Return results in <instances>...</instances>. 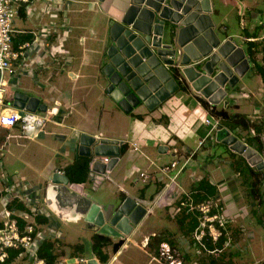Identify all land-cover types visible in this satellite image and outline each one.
Segmentation results:
<instances>
[{
	"label": "crops",
	"instance_id": "1",
	"mask_svg": "<svg viewBox=\"0 0 264 264\" xmlns=\"http://www.w3.org/2000/svg\"><path fill=\"white\" fill-rule=\"evenodd\" d=\"M211 3L210 14L215 30L220 32L222 39L231 37L237 45L243 47L235 40L236 37H239L240 40L246 37L255 38L253 51L255 48H259L258 53L262 55L261 61H256V63L264 64V0H218L217 5L211 0ZM95 10L97 16L89 13V11ZM241 12L244 15H241ZM118 13H120V9L116 6L115 0H35L31 4H22L19 7L17 15L19 23L14 24L16 27L14 28L13 43L17 42L18 45L30 42V46L25 49V56L15 64L18 66V75L8 77V89L21 92L30 98H38L43 105L53 106L58 103L60 108V113L51 120L53 127L49 132H45L43 127L38 136L34 138L24 136L19 125L0 126V174L7 175L13 183H19L18 187L21 192L27 193L34 206L39 207L41 211L36 216V236L33 249L40 255L47 242L53 243L52 249L58 255L56 264H77L76 261L79 259L87 260L81 264H162L157 259L159 243L164 239L171 238L190 264L195 262L201 264L199 257H203L204 253L200 254L201 247L193 236L194 222L197 221V218L191 213H186V209H180L179 200L175 202L174 200L176 198L185 199L184 191L192 192L194 199L196 193L206 194L200 185L203 180L208 181L211 186L216 188V193L209 197L220 198V206L223 212L229 216L231 226L237 230L245 228L246 232L243 231V235L249 239V243L255 241L257 238L254 232L255 226L259 224L264 228V216L259 215L258 210L253 207L252 213L259 215L256 218V223L244 228L242 224L239 229L237 218L239 212L244 211L243 208H246V205L255 203L241 205L237 197L236 186L231 182V179H235L236 183L239 181L238 175L241 174L236 171L237 166H233V161L237 159L236 156L242 154L231 148L229 162L223 163L222 166H215L211 162H207V157L203 158L208 151L206 146L203 154L198 156V159L190 163L179 175L176 185H168V176L159 171L161 166L176 157L183 159L190 150L195 148L198 139L202 137L198 136L201 124L206 123L210 114L198 99V96L202 97L200 93L191 86L189 91L180 88L156 107L150 108L145 103H140L132 108L128 106L124 110L118 103L116 104L115 98L108 92L110 81L104 71V66L109 62L108 51L113 43L110 27L117 20ZM22 22L26 25L25 27L20 25ZM106 23L108 24L110 44L104 40L106 32L104 30H107ZM239 27L241 28L239 29ZM246 32L252 36H248ZM27 37L31 38L23 41ZM244 43L250 45L247 40ZM244 50L249 59L248 50L245 48ZM60 61L65 68L62 75H60ZM249 62L250 66L245 74L251 81L250 85L244 82L240 89L241 78L236 83L237 85L235 84V88L231 87L230 89L229 87V90L227 84V95L214 105L217 109H225L229 113H244L253 122L262 124L261 139L262 146H264V104L262 100L264 80L260 71L254 69V63L250 60ZM24 73L32 77L40 76L41 80L49 82H52V79L57 80L56 83L60 86L55 87V90L50 94L40 88V94L32 96L34 94L30 95V92L23 91L21 88V79ZM255 75L258 76V79L254 77ZM38 81L41 84L40 80ZM255 84H262V86L255 90L253 89L256 87ZM251 86L253 88L248 90L247 88ZM239 94H241V98L249 100H245L247 102L244 103L245 101L239 99ZM4 96L6 107L11 106L9 107L11 109L15 107L10 96L7 94ZM202 98L206 100L205 97ZM113 104L116 105V109ZM100 105L101 108H99ZM241 105L250 107L251 112L242 110ZM96 112H100L98 119L95 116ZM105 119L108 120V123ZM120 119L125 123V126L123 123L121 130L113 131L111 128ZM95 122L98 123V127L94 124ZM81 132L122 141L125 143L126 149L110 171L108 178L90 168L88 178L91 181L89 183L92 185V192L85 190L86 181L78 182L85 183L82 190L68 186L69 189L81 195H89L103 207L107 206V203L102 200L104 195L97 193L106 184H108V188L111 185L117 187V195L121 201L128 196L144 202H152L160 197V205L153 207L152 212L146 215L139 225H136L133 233L125 237L120 236V240H124V244L118 250H114L113 244L99 250L93 249V235L106 233L86 221L84 217L75 216L68 207L69 215L67 217L57 215L54 207L64 204V200L60 193H54L56 189L53 190V193L47 189L50 177L54 173L60 171L66 175L65 169L74 162L73 159L68 160L70 155L75 154L74 157L77 158L82 155L79 154V143L76 142V136ZM211 132L214 133V136ZM248 134L249 137L254 136L251 131ZM208 136L216 138V132L211 128ZM236 136L238 137V135ZM242 141L245 142L244 137ZM245 143L264 157L263 147L258 150L256 144ZM122 146L123 144L121 150ZM152 147L156 150H152ZM46 153L61 156L64 161L55 168L51 161L54 156L49 154L51 168L42 176L37 167L39 165L37 158ZM244 158L247 160L246 157ZM121 164L124 165V169L121 168ZM142 172L151 173L153 176L145 182L141 177ZM33 173L39 174L35 184L29 182V179L35 177ZM69 182L71 181L69 180ZM223 187L228 189V198H230L229 206L226 208L222 207ZM242 193H239L241 197ZM262 194L264 200V193L262 192ZM48 198L50 204L47 203ZM256 200L260 201V198L258 197ZM263 200L262 203L260 202L259 210L263 208ZM22 204L24 208L20 209L30 214L33 204L26 205L24 201L20 203V205ZM1 213L2 203L0 201ZM40 215L45 216L47 222L37 223ZM248 217L246 216L247 219ZM80 219L85 220V228L91 232L90 247L81 242L68 240L63 231L59 230L62 221L67 224L68 221L78 222ZM2 220L0 218V226H2ZM249 221L252 222V219ZM106 235L110 236L113 243L120 241L119 238L114 237L117 235ZM131 243H134L132 253H129L128 260L124 261L121 259V255L131 247ZM60 245H62V251L58 253ZM15 251L10 250L9 257ZM103 255H107L106 261L103 260ZM13 256L7 264H27L29 260L28 253H21V255L18 253Z\"/></svg>",
	"mask_w": 264,
	"mask_h": 264
},
{
	"label": "water",
	"instance_id": "2",
	"mask_svg": "<svg viewBox=\"0 0 264 264\" xmlns=\"http://www.w3.org/2000/svg\"><path fill=\"white\" fill-rule=\"evenodd\" d=\"M115 4L120 13L110 27L113 43L104 71L110 81L108 92L125 109L140 103L158 106L181 88L177 74L184 84L217 104L227 95L226 85L234 86L249 69L244 48L231 37L220 38L215 30L211 0H115ZM168 20L173 25L165 39ZM16 97L23 99L22 104L14 102L21 108L34 110L40 103L21 92ZM78 136L80 154L92 159L110 157L108 163L96 160L94 171L104 174L113 169L122 154L119 140L98 139L84 132ZM216 138L246 157L250 165L264 168L262 155L227 127L218 129ZM68 184L69 178L57 171L47 186L50 192L56 189L54 193L62 195L64 204L54 207L60 217L69 215L68 207L103 233L125 237L146 215L147 205L133 197H126L117 208L114 204L103 207L89 195L69 189Z\"/></svg>",
	"mask_w": 264,
	"mask_h": 264
},
{
	"label": "built area",
	"instance_id": "3",
	"mask_svg": "<svg viewBox=\"0 0 264 264\" xmlns=\"http://www.w3.org/2000/svg\"><path fill=\"white\" fill-rule=\"evenodd\" d=\"M34 1L0 0V126L14 127L15 125H19L22 134L29 138L37 137L45 124L53 120L60 113L58 103L53 106L39 103L34 110L15 105L12 109L9 108L11 106L6 107L7 104L4 96L6 94L10 96V100L17 101L19 104L23 103L21 97H16L19 92L8 89V77L18 75V66L15 64L25 56V49L30 46V42L19 43L17 47L14 46L13 37L15 29L13 19L19 14V7L22 4L27 5ZM240 14L244 15L243 12ZM245 39L249 42H254L255 40L252 37H246ZM179 79L183 81L181 76H179ZM200 95L202 96L201 93ZM206 100L211 105V108H213L214 103L210 102L207 98ZM206 123L212 124V130L214 132L225 127L221 125V118L214 115H210V118L206 119ZM250 131L253 135L256 134L255 128H251ZM96 137L98 139L103 138L101 135H96ZM206 140V138L198 139L195 148L190 150L183 159L176 157L159 168L161 174L168 176V185H176L177 178L185 168L190 163L195 162L198 156L203 154L206 149ZM120 143L123 144L122 141ZM262 158L264 162V157ZM99 159L103 163L110 161V157L108 156L101 158L96 156L90 164L92 169L95 161ZM110 171L109 169L105 171L103 174L105 178L109 177ZM152 176L153 174L151 173H141L142 180L145 182L151 179ZM18 185L19 183H13L7 175L0 174V201L2 203L3 216L2 226H0V262H4L9 257L10 250H17L20 251V255L21 253L29 254L27 264H50L33 249L36 236V216L41 211L39 207L34 206L27 193L21 192ZM68 185L70 188H78L79 190L85 187V183H69ZM184 193L185 199L176 198L174 202L179 200L180 209H186V213H191L196 216L198 224L193 232L194 239L199 243L201 249L209 254L223 251L225 247L230 245L231 237L228 227L231 220L223 212L220 206V200L215 197L195 201L192 192L184 191ZM25 197L26 199H24ZM23 201L26 205L33 204V210L30 214L19 208L20 203H23ZM138 203H145L147 205L146 215H148L152 212L154 206L160 205V197H157L152 202L138 201ZM222 237H225V240L222 247H219L217 244ZM207 241H210L214 245V248L208 247ZM157 259L162 264L189 263L171 239H164L160 242ZM86 261V259H79L76 263L81 264V262ZM192 264L198 263L195 262Z\"/></svg>",
	"mask_w": 264,
	"mask_h": 264
},
{
	"label": "rangeland",
	"instance_id": "4",
	"mask_svg": "<svg viewBox=\"0 0 264 264\" xmlns=\"http://www.w3.org/2000/svg\"><path fill=\"white\" fill-rule=\"evenodd\" d=\"M213 2L215 3V5H217L216 2H218V0H213ZM89 13L94 15V16H97L96 15V10L95 11H89ZM102 21H104V20H102ZM252 21L255 22L256 20H252ZM18 23H19L18 17L15 16L14 19H13V26H14V24H18ZM20 25L23 26V27L26 26L25 24H23V22L20 23ZM172 25L173 24L171 23L170 20L166 21L165 36H164L165 39H168L169 34L171 33V30H172ZM106 26H107V30H104V31H106L104 33V40H105V42L107 44L108 43L110 44L111 42L108 39V24L107 23H106ZM240 28L241 27H239V29ZM105 29H106V27H105ZM216 31H217L219 37L222 38V35L218 32V30H216ZM235 40H237V42L239 44H241L247 50L248 44L244 43V41H246V39H243L244 40L243 41V40H240L239 37H236ZM258 50H260V49L259 48H255L254 49V51H255V61H259L260 62L262 55H260V53H258ZM62 64H63L62 61H60L59 62V65L61 66L60 75H62L63 74L62 72L65 71V68H64V66H62ZM54 66L58 67L56 65H54ZM246 74L240 77L241 78L240 79L241 82L239 83V86H240L239 88L240 89L243 86L244 82L247 83L248 85H250L251 81L248 80L249 77ZM47 75H48V73H47ZM254 77L256 79H258L257 75H255ZM21 80H22V86H21L22 90L30 92V95L34 94L32 96L39 95L41 89L45 90L48 94H50L51 92H53L55 90V87L57 88V87L60 86V85H58L56 83L57 80L55 81L54 79H52V82H49V81H46V80H41L40 76L37 77L36 75H34V77H32V76H30L27 73H24L22 75V79ZM38 80H40L41 84L39 83ZM183 83H185V81H183ZM185 85H187V84H185ZM236 85L231 86V84L228 83L227 88L228 89H229V87H230V89H231V87L235 88ZM63 86H65V85H63ZM255 86H256L255 88H253L251 86V87H249L247 89L249 90L250 88H253L255 90H258L262 86V84H260V85L259 84H257V85L255 84ZM56 91H57V89H56ZM238 97H240L239 99L241 101L243 100V102L245 100H249L247 98H241L242 97L241 94H239ZM114 100H115L116 104L118 103V105L122 109L125 110V107H123L119 102H117L116 99H114ZM262 100H263V104H264V97L262 98ZM246 102L247 101H245L244 103H246ZM113 106L115 107V109L117 108L115 104H113ZM241 106H242V110H244V111H246L248 113L251 112L250 111L251 110L250 107H247V106L244 107L243 105H241ZM99 108H101V105L99 106ZM231 111H232V109H231ZM231 113H233V112H231ZM95 116H96V119H98L99 116H100V112L99 113L96 112ZM105 121L108 123V120L105 119ZM204 122H205V120H204ZM123 123L124 122L120 119L119 121L115 122V124H114L115 126L112 127L111 129L113 131L121 130L122 127H123ZM94 124L98 127V123L97 122H95ZM201 125H202L201 126V131L198 134V136H202L201 138H207L206 146L208 147L207 148L208 151L203 156V158L207 157L206 158L207 162H211L215 166H222L223 163L229 162V159H231V155L229 156L230 151H231L230 150L231 147H229V145L224 143L223 141H218L217 138L213 137L214 133L212 134V132H211V134L213 136H208L207 137V134L209 133V131H211L212 124L208 125V124L205 123V124H201ZM124 126H125V123H124ZM51 127H53V123L50 120L44 126L45 132L48 133ZM233 134L234 135L235 134L238 135V137L241 140H243V137H244L245 142H248L249 134H248V132L246 130H244L242 128H237V130H233ZM26 138H24V140H26ZM76 142H77V144L79 143L78 136H76ZM152 150H156V149L152 147ZM263 150H264V146H263ZM49 154H47V153L46 154H42L41 156H39L37 158V160L39 162V165H37V167H38V170L40 171V173H42V176H44L43 173H46L48 170H50L51 164H49V163L51 161H53V165H54L55 168L57 167V165L59 163L64 161L61 156L53 155V154H50L51 156L52 155L54 156L53 160L50 161L49 160V156H50ZM74 155L75 154H72V155H70V157H68L69 161H71L72 159L74 161L70 165H73L76 162V160H78L79 157H80V156H78V158H77V157H74ZM81 156H84V155H81ZM236 158L237 159L235 161H233V163H234L233 166H235V165L237 166V160H242L239 155L236 156ZM121 168L124 169V165L123 164H121ZM121 168H119V169H121ZM232 169H233V167H232ZM10 170H13V168H10ZM65 173H66V169H65ZM33 174L35 176L34 179H31V180L29 179V182L31 184H35L37 182V178H39V174H37V173H33ZM66 176H67V174H66ZM238 178H239L238 179L239 183L238 182L236 183L235 179H231V182H233L234 185L236 186L235 188H236V191L238 193L237 197L239 199L240 204L244 206V204H250V202L255 203L254 205H249V206L246 205V208L245 207L243 208L245 210L244 211L241 210L239 212L240 214L237 217L238 218V224H239L238 227H239V229H241V227H242L241 225L242 224H243V228L246 227V226H251L253 223H256V218H258L259 215H263L264 216V205H263V208L261 210L258 209V208H260V205H261L260 201L259 200H251L250 196L246 192V191H249L248 190L249 188H247V186L244 185L242 175H238ZM260 180H261L260 188H261V191L264 193V176L263 177L261 176ZM89 182H91V181L88 178L86 180L87 185H86L85 190L87 192H92V185ZM222 189H223L222 190V195H221V200H222V203H223L222 207L226 208V207L229 206V199L230 198H228L229 197L228 196L229 195L228 194V189L225 188V187H223ZM239 193H242V197L239 195ZM97 194L98 195H104V197H102V200L107 203L106 204L107 206L110 203V204H114L115 208H117L120 205V203H122L121 202V198L117 195L118 191H117V187L116 186L111 185V187L108 188V184H106L105 187L102 188L100 191H98ZM263 203H264V200H263ZM253 207H254V209L258 210L259 215L258 214H254V212L252 213ZM246 216H249L252 219V222H250L249 220H251V219L249 217L247 219ZM0 218L3 219L2 213L0 214ZM84 221H85L84 219H80L78 222L68 221L67 224H65L64 221H62L61 222V227H60L59 230L63 231V233L65 234V236L67 237L68 240H71L72 242H81V243L85 244V246L90 247L91 246V242H92L91 232L87 231V229L85 228L86 227V223ZM176 224L178 225V222ZM147 228H150V227L147 226ZM228 229H229V234H230V237H231L230 245L225 247L223 251L215 253V254H209L208 252H206V251H204V250H202L200 248L201 249L200 250L201 251L200 254L204 253L203 257L202 256L199 257L201 264H264V228L262 226H260L259 224L258 225L256 224L254 232L256 233L257 238L255 239V241H251L250 243H249V239L246 238L243 235V233L246 232L245 228H244V230H237L236 228L231 226V222H230ZM248 229H251V228L248 227ZM230 230H231V232H230ZM149 232H150V230H149ZM114 237L115 238H119V240L121 239L120 236H114ZM133 245H134V243L130 244L131 247L124 251V253L121 255V259H123L124 261L128 260L127 256L129 255V253H132ZM60 246L61 247L59 248L58 253H61V251H62V245H60ZM175 246H176V244H175ZM158 250H159V246H158ZM158 250H157V254H158ZM188 264H190V263H188ZM198 264H200V263H198Z\"/></svg>",
	"mask_w": 264,
	"mask_h": 264
},
{
	"label": "trees",
	"instance_id": "5",
	"mask_svg": "<svg viewBox=\"0 0 264 264\" xmlns=\"http://www.w3.org/2000/svg\"><path fill=\"white\" fill-rule=\"evenodd\" d=\"M257 33V32H255ZM254 33V34H255ZM248 36H252L249 32H246ZM27 39H24L23 41H27ZM249 46L247 48L249 53V60L254 63L253 67L254 69H258L260 71V74L263 77L264 80V64L256 63L255 61V54L253 51V46L255 42H249ZM14 46L17 47V42H14ZM176 78L179 80V83L181 84V89L189 91L190 87L185 85L182 80L179 79L178 74L176 75ZM198 99L205 105V107L208 109L210 115H214L221 118V125L228 127L230 130H235L236 128H242L248 132H250V129L252 127L255 128L256 135L248 137V142L250 144H256L258 150L262 149V124H257L251 120L250 117H248L244 113H229L225 109H217L214 105L213 108H211V105L207 100L204 98L198 96ZM256 142V143H255ZM125 144V143H124ZM122 146V152L126 149V145ZM242 160H237V171L242 175L243 177V183L249 188V196L251 199L256 200L258 197L260 198V202L262 203L263 200V194L261 192L260 184H261V176H264V168H259L257 166H252L248 163V161L240 155ZM92 159L88 156H80L78 160L73 165H69L66 168V174L71 182L78 183V182H85L88 179L89 171H90V164ZM201 189L206 192V194L202 193H196L194 195L196 201H202L209 199V196H212L216 193V188L211 186L208 181L203 180L201 182ZM19 208H24L23 204L19 205ZM45 223L47 222V218L45 216H38L37 223ZM194 222V221H193ZM195 227L198 224L197 221L194 222ZM194 227V228H195ZM225 237H222L220 241L218 242L217 246L222 247L224 243ZM124 243V240H120L119 242L113 243L110 236L102 233H95L93 235V249L99 250L102 249L104 246L113 244L114 250H118L121 245ZM52 244L50 242H47L45 247L42 248V251L40 253L41 256L45 257L50 264H56V260L58 255L54 253L52 249ZM207 245L210 248H214V245L207 241ZM20 251H15L10 255L9 258H7L4 262L0 264H7L10 262L14 256L17 255ZM103 260H107V255L102 256ZM10 260V261H9Z\"/></svg>",
	"mask_w": 264,
	"mask_h": 264
},
{
	"label": "bare ground",
	"instance_id": "6",
	"mask_svg": "<svg viewBox=\"0 0 264 264\" xmlns=\"http://www.w3.org/2000/svg\"><path fill=\"white\" fill-rule=\"evenodd\" d=\"M237 59H239V58H237ZM240 65H242V68H243V63H241ZM226 79H227V78H225L224 81H225ZM234 79H235V78H234ZM4 127H5V126H4Z\"/></svg>",
	"mask_w": 264,
	"mask_h": 264
},
{
	"label": "clouds",
	"instance_id": "7",
	"mask_svg": "<svg viewBox=\"0 0 264 264\" xmlns=\"http://www.w3.org/2000/svg\"><path fill=\"white\" fill-rule=\"evenodd\" d=\"M228 128V127H227ZM229 129V128H228ZM230 130V129H229ZM231 131V130H230ZM232 132V131H231ZM124 144V143H123ZM93 160V159H92ZM92 162V161H91ZM69 183H71V182H69ZM124 244V243H123ZM160 244V243H159Z\"/></svg>",
	"mask_w": 264,
	"mask_h": 264
}]
</instances>
